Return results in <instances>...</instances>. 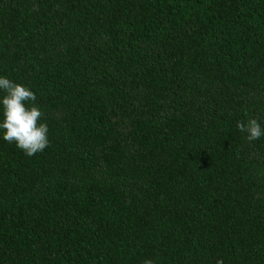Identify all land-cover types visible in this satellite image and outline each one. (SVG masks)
<instances>
[{
	"label": "trees",
	"instance_id": "16d2710c",
	"mask_svg": "<svg viewBox=\"0 0 264 264\" xmlns=\"http://www.w3.org/2000/svg\"><path fill=\"white\" fill-rule=\"evenodd\" d=\"M0 76V264H264V0H0Z\"/></svg>",
	"mask_w": 264,
	"mask_h": 264
},
{
	"label": "clouds",
	"instance_id": "9594fccd",
	"mask_svg": "<svg viewBox=\"0 0 264 264\" xmlns=\"http://www.w3.org/2000/svg\"><path fill=\"white\" fill-rule=\"evenodd\" d=\"M0 91L4 93L0 99L3 110L0 129L4 130L3 139L9 143L14 142L29 157L42 153L50 146L49 128L47 123L41 122L44 113L35 104V93L3 76H0ZM237 128L246 134L249 142L264 136V128L255 118L246 123L238 121ZM144 264H152V261L146 260ZM216 264H223V260L218 259Z\"/></svg>",
	"mask_w": 264,
	"mask_h": 264
},
{
	"label": "bare ground",
	"instance_id": "6f19581e",
	"mask_svg": "<svg viewBox=\"0 0 264 264\" xmlns=\"http://www.w3.org/2000/svg\"><path fill=\"white\" fill-rule=\"evenodd\" d=\"M38 216V215H37ZM40 217H41V215H40ZM255 226V225H254ZM18 244V243H17Z\"/></svg>",
	"mask_w": 264,
	"mask_h": 264
}]
</instances>
